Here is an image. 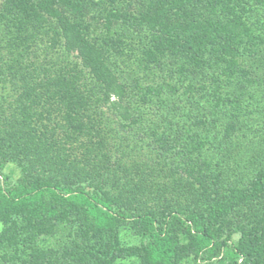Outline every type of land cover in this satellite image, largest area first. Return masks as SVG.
Returning <instances> with one entry per match:
<instances>
[{
	"label": "trees",
	"instance_id": "16d2710c",
	"mask_svg": "<svg viewBox=\"0 0 264 264\" xmlns=\"http://www.w3.org/2000/svg\"><path fill=\"white\" fill-rule=\"evenodd\" d=\"M0 223V264H264V0H0Z\"/></svg>",
	"mask_w": 264,
	"mask_h": 264
},
{
	"label": "rangeland",
	"instance_id": "374dc122",
	"mask_svg": "<svg viewBox=\"0 0 264 264\" xmlns=\"http://www.w3.org/2000/svg\"><path fill=\"white\" fill-rule=\"evenodd\" d=\"M1 226H2V224L0 223V228H1ZM61 251H62V248L59 247V248H58V254H60ZM60 255H61V254H60ZM60 255H59V256H60ZM59 258H61V257H59ZM184 264H194V263L192 262L191 259H188V260H185Z\"/></svg>",
	"mask_w": 264,
	"mask_h": 264
}]
</instances>
